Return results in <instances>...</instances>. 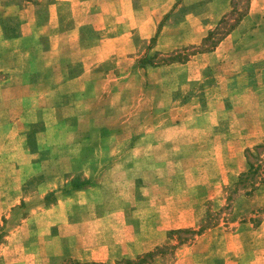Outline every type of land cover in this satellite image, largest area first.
<instances>
[{
  "label": "crops",
  "instance_id": "crops-1",
  "mask_svg": "<svg viewBox=\"0 0 264 264\" xmlns=\"http://www.w3.org/2000/svg\"><path fill=\"white\" fill-rule=\"evenodd\" d=\"M229 1L203 0L190 7L183 20L167 26H160V23L172 6L157 16L160 6L156 9L147 4L138 6L133 0H54L43 5L46 11L41 14L39 5L30 0L22 5L21 11L27 15L21 17L18 26L6 23L0 11V155L5 152L7 136L32 137L34 128H38V135L36 132L35 135L42 139L41 145L37 142L40 147L31 150L40 158L38 168L64 170L58 174L63 178L58 192L64 193L54 204L59 206L64 201V238L80 240L82 235L95 232L86 227V222L78 217L75 219L74 207L84 212L82 205L92 204V208H97L103 200L105 204H120L111 216L132 213L125 203L129 199L115 190L105 198L94 197L93 202L92 199H74L86 197L103 183L114 188L120 184L117 177L131 179L135 157L143 162L148 155L161 153L165 143L159 120L166 110L171 114L189 105L195 117L213 115L208 129H204L207 130L205 137L219 138L218 150L224 156V163L230 162L229 126L225 116L228 112L224 110L226 95L222 91L230 87L242 88L236 85L233 76L239 79L244 74L257 72L254 63L262 57L259 43L264 42L260 33L254 32L259 30V25L250 32H240L246 20L243 18L214 46L189 54L182 63L162 66L139 62L141 57L148 58L155 52L200 44L228 11ZM64 2L70 3L72 13L69 16L64 13ZM262 9L264 0H251L248 14ZM28 10H32L31 13ZM181 26L185 28L183 32ZM179 66L182 67L176 69ZM134 75L140 77L136 84L131 81ZM188 82H198L204 94H192L190 100L181 102L173 92L184 88ZM134 90L137 91L136 99L132 97ZM201 103L203 111L200 112ZM217 104L218 108H212ZM134 106L139 107L138 115L134 114ZM174 117L172 128L180 121V117ZM218 121L219 126L214 128ZM134 122L140 125L138 130H134ZM252 122L253 125L260 123V118L253 115ZM200 130L193 128V147L202 146L196 144V132ZM176 136L172 143L178 140ZM62 154L63 163L56 160ZM156 160L154 172L161 166ZM3 168L0 165V170ZM142 202L148 203L149 199ZM97 211L98 208L92 214L95 220L110 217ZM142 213L144 219L150 216L146 207L142 208ZM183 213L194 218L191 208L184 211L173 208L166 214L156 212L157 223L146 232L164 234L191 226L192 222L177 223L184 217ZM165 220L172 224L166 227ZM102 232L114 233L115 229ZM104 248L86 249L91 251L90 259L100 261L108 251L106 246Z\"/></svg>",
  "mask_w": 264,
  "mask_h": 264
},
{
  "label": "rangeland",
  "instance_id": "rangeland-1",
  "mask_svg": "<svg viewBox=\"0 0 264 264\" xmlns=\"http://www.w3.org/2000/svg\"><path fill=\"white\" fill-rule=\"evenodd\" d=\"M27 1L30 0H0V11L4 14L2 17L6 23L12 22L18 26L21 17L27 15V12L21 11L22 5H27ZM50 1L54 0H33L39 5L40 14L46 11L43 5ZM133 1L138 6L147 4L155 9L160 6L157 16L172 6L164 13L160 23V26L163 24L167 26L183 20L187 10L203 0ZM250 4L251 0H230L228 11L221 16L217 25L208 32V36L204 37L200 44H188L172 51L155 52L148 58L141 57L139 62L162 66L172 62L182 63L189 54L214 46L243 18L246 20L244 29L240 32H250L259 25V30L254 32L260 33L261 40H264V9L256 14H248ZM70 7V3L64 2V13L67 16L72 13ZM31 11L28 10L29 13ZM184 30L185 28L181 26V31ZM152 44L153 38L149 48ZM259 46V55L263 58L254 63L258 68L257 72L252 75L244 74V77L239 79L233 76V81L242 88L230 87L222 91V94L226 95L224 110L228 112L225 116L229 126L227 146L230 162L224 163V156L218 150L221 145L220 139H215L214 136L205 137L207 130L204 129H208L213 115L195 117L189 105L186 109L171 114L166 110L159 120L162 128L161 137L165 143L161 153L148 155L142 159L143 162L135 157L131 179L121 180L117 177L120 184L114 186L115 189L106 183L97 184L94 191L91 190L86 197L74 199L75 201L92 199L93 202L94 197L105 198L115 190L118 195L129 199L125 200V203L131 208L132 213L123 212L111 216L110 214H113L120 204L110 202L105 204L102 200L101 205L99 203V207L97 206V212L100 214L105 212L104 215L109 214L110 217L95 220L92 214L97 208H92V204L90 206L78 204L79 208L81 206L85 210L82 212L74 207L75 219L78 217V220L86 222L89 230H95L93 234L82 235L80 240L64 238L63 224L66 212L64 201H61L59 206L54 205L57 198L64 193L58 192L63 181L58 174L64 173V170L54 168L40 170L38 154L31 153V150L33 152L40 147L37 142L41 145L42 139L35 135L38 128H34L29 140L24 137L7 136L3 147L5 152L0 155V165L4 167L0 170V229L3 232L0 237V264H68L69 261H93L90 259L91 251L86 248L94 246L103 248L106 246L108 249L106 257L100 261L115 264L122 258H134L141 253L154 251L156 247L162 245H165L164 251H157L158 255L151 264H264V42H260ZM180 67L182 66L176 69ZM138 80L139 75H134L131 81L136 84ZM197 83H186L184 88L173 92L174 97L185 102L190 100L192 94H204V90L202 91ZM132 94L136 99L137 91L134 90ZM201 106L200 112L203 111L202 103ZM218 106L220 105H213L212 108ZM192 108L193 111L196 110L195 107ZM133 109L134 114L138 115L139 107L134 106ZM174 115L180 117V121H176L173 124L175 127L172 128L170 125L173 122L172 117L175 118ZM253 115L260 118V123L255 122L253 125ZM237 118L242 120L237 121ZM218 124L219 121L213 127H218ZM133 125L134 130L140 128L136 122ZM194 127L202 129L196 132V144L202 146L193 147ZM13 131L14 129L12 134ZM175 135H178L176 136L178 140L172 143ZM257 144L262 146L254 150ZM246 149H251L250 156ZM222 156L223 169L220 168ZM248 158L254 164L261 161L263 166L259 173L247 175L240 182L239 175L247 170ZM156 159L161 166L154 172L153 162H156ZM56 160L64 161V154ZM143 167L146 168L142 169ZM156 179L161 181L156 182ZM51 188L54 190H50ZM47 193H51V196L47 205H44V196ZM144 199H149V202H142ZM143 207L149 209L150 216L146 219L142 213ZM173 208H180L182 211L190 208L194 210V218L183 213L184 217L177 223L192 222L191 226L186 228L194 230L195 233L146 232L156 225V212L166 214ZM171 224L172 222H166L165 226ZM113 228L114 233L102 232Z\"/></svg>",
  "mask_w": 264,
  "mask_h": 264
},
{
  "label": "trees",
  "instance_id": "trees-1",
  "mask_svg": "<svg viewBox=\"0 0 264 264\" xmlns=\"http://www.w3.org/2000/svg\"><path fill=\"white\" fill-rule=\"evenodd\" d=\"M12 30L14 31V29L12 28ZM14 33V32H12ZM28 140L31 139V137H28L27 138ZM33 140V139H32ZM262 145L261 144H257L254 146V150L255 149H258L259 147H261ZM246 153L248 154V156L251 155V149H246ZM247 170L244 171V172H241L240 173V178L238 179L240 182L243 181V179L247 176V175H252L253 173H259L260 172V169L262 168L263 165H261V161H259V163L257 164H254L253 162H251L248 158V162H247ZM74 186H75V182L73 183ZM77 185V183H76ZM77 187V186H75ZM49 196H51V193H47L45 196H44V205H47V203L49 202L48 198ZM200 230V229H199ZM177 232V231H187V232H191V233H195L194 230L190 229V228H186V229H176V230H172L170 231L171 233H174V232ZM2 231L0 229V237L2 235ZM180 243V242H179ZM174 247V246H173ZM164 248H165V245H162V246H159V247H156L154 251H147V252H144V253H141L139 255H137L136 257L134 258H122L120 259L119 261H117L115 264H151L155 258L157 254V251H161L163 252L164 251ZM68 264H107L105 262H101V261H85V262H78V261H69Z\"/></svg>",
  "mask_w": 264,
  "mask_h": 264
}]
</instances>
